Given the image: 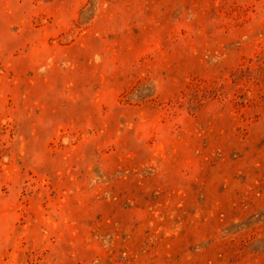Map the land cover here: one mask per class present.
Wrapping results in <instances>:
<instances>
[{
	"label": "rangeland",
	"instance_id": "obj_1",
	"mask_svg": "<svg viewBox=\"0 0 264 264\" xmlns=\"http://www.w3.org/2000/svg\"><path fill=\"white\" fill-rule=\"evenodd\" d=\"M0 264H264V0H0Z\"/></svg>",
	"mask_w": 264,
	"mask_h": 264
}]
</instances>
